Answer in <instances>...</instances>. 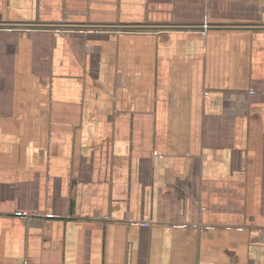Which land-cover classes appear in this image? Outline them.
Instances as JSON below:
<instances>
[{"label": "crops", "instance_id": "crops-1", "mask_svg": "<svg viewBox=\"0 0 264 264\" xmlns=\"http://www.w3.org/2000/svg\"><path fill=\"white\" fill-rule=\"evenodd\" d=\"M0 264H264V0H0Z\"/></svg>", "mask_w": 264, "mask_h": 264}, {"label": "built area", "instance_id": "built-area-1", "mask_svg": "<svg viewBox=\"0 0 264 264\" xmlns=\"http://www.w3.org/2000/svg\"><path fill=\"white\" fill-rule=\"evenodd\" d=\"M204 33V32H203Z\"/></svg>", "mask_w": 264, "mask_h": 264}]
</instances>
